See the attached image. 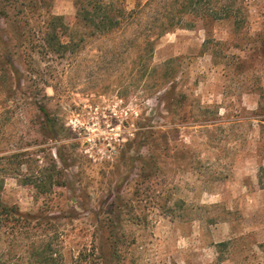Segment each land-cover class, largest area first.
Returning a JSON list of instances; mask_svg holds the SVG:
<instances>
[{
	"label": "rangeland",
	"instance_id": "rangeland-1",
	"mask_svg": "<svg viewBox=\"0 0 264 264\" xmlns=\"http://www.w3.org/2000/svg\"><path fill=\"white\" fill-rule=\"evenodd\" d=\"M104 1L136 10L126 27L85 35L76 0H50L77 49H12L19 81L0 70L2 201L75 212L71 264L110 217L111 264H264V0H237L239 26L183 18L193 29L177 25L175 0ZM43 170L48 194L32 185Z\"/></svg>",
	"mask_w": 264,
	"mask_h": 264
},
{
	"label": "trees",
	"instance_id": "trees-1",
	"mask_svg": "<svg viewBox=\"0 0 264 264\" xmlns=\"http://www.w3.org/2000/svg\"><path fill=\"white\" fill-rule=\"evenodd\" d=\"M76 0L78 6L77 24L80 25L85 35L94 36L99 32L119 30L127 26V18L136 10L127 13L125 6L116 7L114 3L104 0ZM215 0H175L174 12L179 20L177 25L181 29H193L195 23L185 21L209 19L212 21H232L239 26L245 20H240L242 4L237 0H216L218 9H210L211 3ZM50 0H0V70L7 73L3 68L10 69V76L19 81L20 70L14 61L12 51L26 50L28 53L37 51L45 55H66L68 50L75 51V34L70 31L63 19L53 15L50 11ZM137 6H140L137 5ZM166 25L152 27V32H159L158 37L169 33ZM81 37L80 40H84ZM154 43H149L153 46ZM6 66V67H5ZM7 76V74H6ZM45 117V128L52 135L53 139L60 138L61 128L58 121L51 118L46 108L41 107ZM148 132L138 142V151L148 145ZM59 159L65 162L61 153ZM54 166L53 170H56ZM43 170L40 177L32 179L33 188L38 194H48L56 185L53 175H46ZM0 180V189L3 186ZM41 196V195H37ZM50 196V195H45ZM49 203L41 207L35 213H25L17 205H9L0 197V264H71L69 253L74 251L71 245L73 239L67 223H74L77 219L75 212L64 215L63 212L55 213L51 209L52 198L48 197ZM96 224L101 229L100 233H92L100 241L99 245L92 248L91 255L85 257L79 250L75 255L78 264H111L113 258V237L112 230H105L104 226L116 224L115 217L108 221L96 219ZM110 243V245H109ZM109 245L112 253L107 251ZM68 247L70 250H68ZM106 247V252L104 251ZM83 260L85 262L83 263Z\"/></svg>",
	"mask_w": 264,
	"mask_h": 264
}]
</instances>
